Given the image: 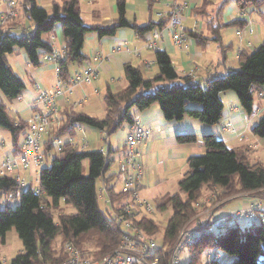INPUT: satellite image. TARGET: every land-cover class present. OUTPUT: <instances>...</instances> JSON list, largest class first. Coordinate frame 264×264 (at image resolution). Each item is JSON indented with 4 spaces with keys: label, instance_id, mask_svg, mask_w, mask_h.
<instances>
[{
    "label": "trees",
    "instance_id": "16d2710c",
    "mask_svg": "<svg viewBox=\"0 0 264 264\" xmlns=\"http://www.w3.org/2000/svg\"><path fill=\"white\" fill-rule=\"evenodd\" d=\"M148 2L151 13L156 2ZM232 4L241 13L264 9V0H222L211 37L204 36L203 32L188 31V37L198 46L205 47L211 42L220 44L224 62L229 46L221 44L222 30L246 25L239 19L227 24L223 22L224 10ZM211 5V0H204L202 6L191 10L192 16H204ZM116 10V19L111 23L87 26L79 0L55 1L50 9L41 8L37 0H21L17 7L19 18L10 22L7 31L0 34V130L11 135L15 155L21 152L20 145L28 126L27 121L18 122L12 118L8 106L24 95L26 85L14 72L8 56L24 52L32 68H40L44 64L42 56L52 51L46 36L60 27L66 54L59 63V76L69 80L74 67L80 68L90 60L83 52L88 34H96L101 40L116 37L121 30L130 29L146 41L152 32L163 31L167 27L168 20L161 18L153 22L150 17L146 25H139L136 19L129 21L127 0H116ZM95 14L93 12L92 16ZM19 27L24 28V34L18 32ZM238 61V70H231L224 78L210 79L205 86L194 78L180 77L170 55L162 50L155 52L158 72L152 78L145 77V68L126 64L124 77L127 86L116 93L108 84L103 97L106 105L103 119L71 108L62 110L61 125L45 144V159L53 152L52 141L56 138L76 137L81 126L105 131L110 138L125 126L134 124L136 112H144L154 105L160 107L166 122L190 118L214 127L222 122L225 114L221 96L235 92L242 110L253 116L255 97L264 90V43L252 53L242 52ZM190 105L200 108L191 109ZM252 134L264 140V116ZM176 139L180 145H193L198 141L195 134L180 135ZM202 142L205 155L188 160V171L179 183L178 192L167 194L155 203L156 211L163 213L171 209L173 212L164 231L161 244L164 247L171 246L180 231L195 217V205L202 198L204 188L221 189L220 199L236 193L259 196L264 189V165L252 163L243 148H229L214 134H205ZM109 159L103 152L79 151L66 144L51 166L42 169L37 188L23 190L11 178L0 179V196L20 192L21 198L14 210L9 208V203L0 209V237L5 238L15 229L24 247V253L10 264H63L67 256L62 246L56 247L58 239L61 240L60 245L71 243L84 256L93 259L118 247L125 232L117 218L107 217L98 204L97 181L109 170ZM86 165L88 175L85 174ZM107 192L113 202L123 197H118L114 188L107 189ZM68 208L76 212L68 214ZM116 212L119 214L121 210ZM250 223L244 232L235 227L195 243L189 250V264H204L205 251L214 248L232 257L230 264H264V224ZM135 224L153 237L160 232L157 222L149 217H142ZM0 264L4 263L0 261ZM205 264L223 263L218 259Z\"/></svg>",
    "mask_w": 264,
    "mask_h": 264
},
{
    "label": "crops",
    "instance_id": "0c3cea01",
    "mask_svg": "<svg viewBox=\"0 0 264 264\" xmlns=\"http://www.w3.org/2000/svg\"><path fill=\"white\" fill-rule=\"evenodd\" d=\"M185 1L189 2L191 10L196 7L202 6L204 2V0ZM217 1L221 3L222 0ZM231 6L232 5H229L224 10L223 22L227 24L239 19L245 21L246 23L243 28L233 27L235 30L237 61L230 60V57L227 55V51V60L226 62H224L223 47L219 50L215 49V53L210 56L207 51L209 49L210 43L205 47H201L197 45L195 40L191 39H189L186 44L188 47L186 52H182L173 44L170 33L164 31L163 38L159 43V49L167 52L174 64L177 63L178 66H176V70L180 77H184L187 73H191V70H194V79L200 82L202 85H206L208 80L216 77L224 78L231 70H235V67L239 66L238 59L242 52L246 51L248 53H252L257 50L259 46H261V44L264 43V9L252 11L249 13H241L238 10H234ZM0 10L2 11V9ZM112 10L113 12H115L116 8L113 7ZM190 14L188 15L187 19L192 18ZM105 19L109 20V18ZM186 29L188 31L191 30V28ZM250 29L251 34L249 32ZM118 33H121V31ZM52 36L55 37L53 34L47 36L48 42ZM204 36L208 37L205 31ZM114 38L116 39L117 37L105 38L101 40L98 38L100 40L99 46L97 48H94V50H92L91 52L84 53L89 59L93 55L98 53L107 55L110 59L105 65L98 66L100 71L99 80L92 87H88L85 90V93L89 97L87 104L93 97H104L108 84L111 86L112 91L116 93L120 92L127 86L126 80L124 78L122 79V75L124 76V66L126 64L132 63L134 66L141 68H145L144 65L147 63L156 66L155 52L148 50L145 46L144 40L138 38L134 32L130 37L122 33L114 43L110 44V40ZM221 38L222 46H229L230 50L231 47H233V44L230 43L228 46H226V41L225 39H223L222 34ZM124 41L128 42L131 52L127 53L125 51H121L119 53L112 54V51L116 47L121 45ZM57 42L64 43L63 40L59 42L58 39ZM135 50L138 51L139 57H134L133 52ZM8 61L14 72L23 81L24 77H29L31 81V87L29 89L26 87V91L22 96V101L17 100L16 102L8 106V112L12 118H14L18 122H26L32 115L31 106L36 97V91L33 85L35 83H39L41 87L45 89L53 88L57 78L56 70L53 65L44 63L41 66V69H43L44 71L37 76L36 72L33 71L34 68H32V66L28 63V58L24 52H15L13 55H10ZM93 65L95 66V63H93ZM78 69L79 68L74 67L71 71V75H74ZM154 69L155 67H153L150 72L145 73V77L149 78V76L156 75L158 69L155 74L153 72ZM52 73H54V78L51 81L50 75ZM79 92L82 93L81 90H79ZM261 93H264V90ZM259 95L260 93L256 96L260 100V110L254 112V115L251 117L248 116L246 112H244V110H242L240 104L237 106L232 105L233 103H235L234 95H231L228 92L221 96V100L224 103L225 107L226 101H228V99L232 100L230 102H227L229 103V105L227 108H225L224 118L220 123L222 125L221 131L225 136V139H223V141L229 146V148L250 149L251 146H254V148L250 150L254 151L258 149V147L257 149H255V146L258 145L259 148L262 147L264 149V147L262 146L264 145V140L256 138L252 134L253 128L259 123L260 119L263 117L262 114L264 113V95L262 97H260ZM190 108L195 109L200 107L192 105L190 106ZM78 111L90 116L85 111ZM257 118L259 121L255 123V119ZM136 121L145 127L151 128L154 134L147 147L141 148V152L143 154L142 164L144 180L139 195L142 199L151 200L155 204L156 201L161 197L167 194H175L178 192V190L176 191V189H179V183L184 177L185 173L188 171V160L191 157L200 156L203 155V152H206L204 144L202 142L203 136L205 134L217 135L220 129L219 127H217L218 125L215 127L205 126L198 121L190 118H185L182 121L166 122L158 105H154L144 112H136ZM227 129L230 130L228 131ZM121 130H123L122 136L118 135L116 139L110 140L108 144L107 155L110 157V165H112L113 163H117L123 157V144L127 137L129 126H125ZM85 131H92V133L89 132L87 134H90V136H92L94 130L85 127ZM104 134V132L100 131V140L103 137L104 141ZM188 134L197 135V146L194 144H178L176 139L177 136ZM77 135L81 136L80 129L77 130ZM90 148L91 149L89 151H97V144H91L90 142ZM102 149L103 148H101V150ZM116 153H118L119 155L116 156ZM13 154L14 148L12 145V149L6 152V157H0V162H3L6 158ZM45 161H47V159H45ZM42 169L39 173L34 169L28 174L29 180L31 181L29 187L37 188L39 186V177ZM106 180L107 179H105V181ZM4 197L5 199L2 200L3 203H8L9 201H7V197ZM230 202L231 200L225 202V204L224 200L220 202L216 207L215 214L218 216L230 215L231 213L235 214L238 212L237 210L241 211L240 209H243L241 208L242 206L244 207L248 205V200L244 201V199H242L241 203H238L237 206H234L232 208ZM141 217L147 216L141 215Z\"/></svg>",
    "mask_w": 264,
    "mask_h": 264
},
{
    "label": "built area",
    "instance_id": "2783aa9c",
    "mask_svg": "<svg viewBox=\"0 0 264 264\" xmlns=\"http://www.w3.org/2000/svg\"><path fill=\"white\" fill-rule=\"evenodd\" d=\"M85 1L87 7L94 6L95 0ZM155 1L168 9V12H159V18L166 19L168 22L167 27L163 31L155 30L147 36L145 41L146 48L153 52L160 50L159 43L163 38L164 31H167L170 33L177 48L180 50L188 49L186 44L189 39L186 36L184 23L191 11L189 2L185 0ZM17 2L18 0H0V9H2V11L0 10V34L7 31L9 20L16 18ZM193 31H198L197 26L194 27ZM18 32L24 34L25 30L20 27ZM49 45L52 47V51L44 54L42 61L45 64L54 66L57 74L55 85L51 89H45L40 84H34L36 97L31 106L32 115L27 120L26 135L20 145L21 152L18 155L14 153L3 162H0V179L11 178L23 190L30 188L31 181L28 174L34 169L39 173L42 169L45 161V144L53 131L61 125L62 110L65 107H81L86 103L88 96L85 93V89L91 87L99 80L100 71L98 66L105 65L110 60L107 55L102 53L95 54L69 80H64L59 76V63L66 54V45L65 43H58L56 37L53 36L49 40ZM121 51L131 52L127 41L116 47L112 54ZM133 55L138 57V51L135 50ZM93 63H95V66ZM174 65L175 67L178 66L177 63ZM187 77H193L192 73L190 76L187 75ZM263 95L264 93H260V97ZM17 100L22 101V97ZM83 127L79 128L81 136L54 139L52 141L53 152L56 155L61 154L66 144L79 151H89L90 142L87 134L90 131H85V127L83 130ZM227 130L229 131L230 129ZM153 135L151 128L135 121L134 124L129 126L128 134L123 144L124 155L120 160V168L124 180L123 192L126 193L130 201L119 208L121 213L118 214L116 212L118 209L114 210V216L125 232L118 247L107 255L93 259L84 256L73 244L66 243L63 249L67 258L63 264H184L181 261V255L186 250H190L195 243L216 233L237 227L238 221L243 217V211L235 213L232 218L228 215H212V209L207 210L202 216L204 222H202L203 220H196L195 224H199L195 228H190L189 224H187L180 231L174 243L169 247H164L158 245L154 237L136 226L135 221H139L142 218L141 215H144L143 211L150 214L156 210V207L142 200L139 195L144 180L141 148L147 147ZM107 141L106 143H108ZM101 152L107 154L104 149ZM2 196H6L7 201H10L18 198L20 192L10 196ZM109 202L111 203L110 199ZM5 203L2 205H5ZM255 211L260 213L264 211V204L259 200L252 204V208L248 211V219L264 224V215H259L263 218V220H260ZM218 259H220L219 256L215 260Z\"/></svg>",
    "mask_w": 264,
    "mask_h": 264
},
{
    "label": "rangeland",
    "instance_id": "374dc122",
    "mask_svg": "<svg viewBox=\"0 0 264 264\" xmlns=\"http://www.w3.org/2000/svg\"><path fill=\"white\" fill-rule=\"evenodd\" d=\"M19 1L21 2V0H18L17 6L20 3ZM55 1L60 2L61 0H37L38 5L41 8H45V9H50L51 5ZM79 1H80L81 15H82V18L85 21L87 26H90L93 23H96V24L111 23L112 21H114L116 19L117 10L115 12H113V10H112L113 7L116 8V0H95L94 6H92V7H87V3L85 0H79ZM212 1H213L212 5H211L212 7L209 6V8L207 9V13L204 16L203 15H196V17H193L192 11H190L191 12L190 15L192 16V18H188L186 20V22L184 23L185 30H186V36L188 39H190V38L188 37V30L186 28H189V29L191 28V30H189V31H193L194 27H196V26L198 28V31H195V33H199L202 31L204 33V31H205V33L208 35V37H211V30L213 29L212 25H214V23H216V21H215L216 16L218 15L219 7L221 4L217 0H212ZM231 7L237 11L234 4H232ZM151 11L152 12L150 13V6H149L148 0H127V19L129 21H133L136 19L137 23L139 25H146L149 22L150 17H151L153 19V22H156L158 19H160L159 18V12H161V11L168 12V9L165 8L164 6H162V4H160V3H156L153 6ZM93 12L97 13L94 16L96 18H94L92 16ZM18 18H19V13L17 11L16 18L10 19L8 22V25L10 22H12L13 20H16ZM105 18H109V20H106ZM19 20L22 21V19H19ZM195 24H197V25H195ZM249 32L251 34V29L249 30ZM122 33L128 35L129 37L133 35L132 30L124 29V30H121V33L117 34L116 39H118ZM52 34L58 39L59 42H61L63 40L62 29L60 27L55 29V31ZM221 34H222L223 39H225V41H226L225 42L226 46H228L230 43L233 44V47H231V49L228 50L227 55L230 57V60L237 61L236 60L237 48H236L234 28L228 27L226 29H223ZM46 38H47V36H46ZM116 39L115 38L111 39L110 44L114 43L116 41ZM99 41L100 40L98 39V36L96 34H88L86 36V42L84 45L83 52L84 53L91 52L92 50H94V48H97L99 46ZM144 43H145V41H144ZM215 49L219 50V49H222V47L218 43H215V42L210 43L209 49L207 50L208 54L210 56H212L215 53ZM186 50L187 49H181L180 51L186 52ZM138 57H139V55H138ZM8 58H10V56H8ZM147 64H149V63H147ZM147 64L144 65L145 73L150 72L151 69L153 67H155V69L153 71L155 74L157 71V66H155L153 64H149V65H147ZM231 66H232V64H231ZM41 68L42 67L33 70L36 72L37 76H38V74H40L44 71ZM238 69H239V66L235 67V70H238ZM191 71H193V72H191L192 75H195V71L194 70H191ZM191 73H187L186 76H184V77H187V75L190 76ZM148 75H149V73H148ZM152 77H154V76H149V78H152ZM50 78L52 81V79L54 78V73H52L50 75ZM123 78L125 79V77L122 75V79ZM191 78H194V76ZM24 81H25L26 87L29 89L31 87V84H30L31 81H30L29 77H26V78L24 77ZM229 94L235 96V103H233V104L230 103V104H232L233 106L239 105L236 93L235 92H229ZM88 100H89V97L87 98L86 103H84L81 107H65L64 109L71 108L74 111L75 110L76 111H78V110L85 111L90 116L98 117V118H104L106 115V105L103 101V97H93L90 100V102L87 104ZM230 101H232V100L228 99V101H226V108L229 105V103H227V102H230ZM259 101H260L259 98L256 96L255 101H254L255 112L260 110ZM190 106H192V105H190ZM193 106H197V105H193ZM262 115L264 116V113ZM258 121H259L258 118L255 119V123H257ZM217 127H219V129H220L219 133H217V135H216L217 139H219V140L225 139V136L221 131L222 125L219 124ZM90 133H92V131H90ZM104 133H105L104 134V141H103V137L100 140V131H98V130H94L92 136H90V134L87 135L91 144H94V143L97 144L96 150L100 151V152H101V148H103L104 151L107 152L109 141L116 139V137L118 135L122 136L123 130H119L111 138H108L106 132H104ZM106 140H108V143H106ZM194 145L197 146L198 144L196 143ZM262 146L264 147V145H262ZM255 147H256L255 149H257V147H258V149L254 150V151H250L252 148H254V146H251L250 149H246V148H243V149L245 150L244 152L247 154L249 160L252 163H261L262 165H264V149L262 147L259 148L258 145ZM11 149H12L11 135L4 130H0V157L1 158L6 157V152H8ZM115 155L117 156L119 154L116 153ZM123 155H124V150H123ZM203 155H205V152H203ZM55 156H56L55 152L50 153V155L47 156V161H44L42 168L44 169L46 167H50ZM120 160L117 163H113L112 165H110L109 170L105 174V177H101L97 181L98 204H99L100 210L102 212H104V214L109 218L114 216V210L121 208L128 201H130V199L127 198L126 193L123 192L124 191V180H123V176L121 174L122 172H121V168H120V163H121ZM85 174L88 175L87 165L85 167ZM104 178L107 180L105 181ZM109 188H114L116 193L121 192V193L117 194V196L119 197L122 195L123 197H120L117 201L113 202L111 200V198L109 197L108 192H107V189H109ZM177 190L178 189H176V191ZM220 191H221V189H219V188H216V189H209L208 187L204 188L202 198L195 205L196 215L188 223L190 228H195L198 226L199 223L195 224L196 220L202 221L203 220L202 216L204 215V213L207 210L212 209V215H216L215 214L216 207L223 200H224V204H225V202H228L231 200L230 203H231V207L233 208L234 206H237L238 203H241L242 199H244V201L248 200V205L241 207V208H243V209H240L241 211H243V213H242L243 217L237 223V227H239V229L242 232H244L246 230V228L250 227L251 221L248 219L249 218L248 211L252 208V204L256 200H259L264 204V189L260 192L261 194L259 196H255L256 194L236 193V194H233V195L227 197V199H224V198L220 199L219 198L220 197L219 195L221 194ZM108 198L111 200V203L109 202ZM3 199H5V197L0 196V209L1 210L4 209V208H2V203H3L2 200ZM142 200L150 203L153 207H155L154 206L155 204L153 201L146 200V199H142ZM20 202H21L20 197L14 198L8 202L9 203L8 206H9V208L14 210L17 206H19ZM237 211L236 212L239 213V210H237ZM75 212L76 211L73 208L67 209L68 214H74ZM143 214L157 222V224L160 227V232L156 236H154V238L156 239L158 245L163 244L164 231H165V228L167 226V223L169 222V220L171 219V217L173 215L172 210L168 209L166 212H163V213H160V212L154 210V212L150 213V214L143 211ZM255 214L259 217L260 220H263V218H261L259 215H262V214L264 215V211H262V213H260L259 211H255ZM228 216H231L233 218L234 213H231ZM138 219H139V217H138ZM202 222H204V220ZM202 222H200V223H202ZM216 234H218V233H216ZM60 243H61V240L58 239L56 241V247L62 246V248H63V245H60ZM23 253H24L23 243L20 240L19 235L15 229L8 232L7 235L5 236V238L0 237V261L1 262H3L4 264H10L14 258H16L19 254H23ZM217 256L220 257V262L223 264H230L233 261L232 257H230L229 255H227V254L223 253L222 251L217 250L215 248L206 250L204 255H203L202 261L205 264L209 261L215 260ZM181 261L184 264L189 263V261H190L189 250H186L181 255Z\"/></svg>",
    "mask_w": 264,
    "mask_h": 264
}]
</instances>
